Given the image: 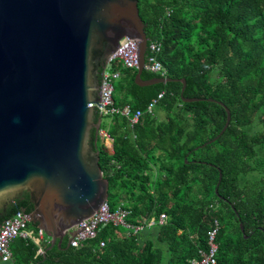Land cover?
I'll use <instances>...</instances> for the list:
<instances>
[{
    "label": "trees",
    "instance_id": "obj_1",
    "mask_svg": "<svg viewBox=\"0 0 264 264\" xmlns=\"http://www.w3.org/2000/svg\"><path fill=\"white\" fill-rule=\"evenodd\" d=\"M138 9L148 45L160 43L157 58L166 75L178 80L139 86L136 68L118 65L114 105H129L141 116L132 127L125 116H102L107 122L100 127L111 137L113 152L98 143L99 165L112 210L128 209L134 225L160 213L165 222L136 233L105 224L79 247L65 248L66 235L45 257L38 249L48 242L15 238L12 260L190 264L207 249V233L217 221L215 264H264V0H138ZM155 76L145 68L141 73L142 79ZM181 78L182 96L200 100H182ZM225 107V131L201 146L223 128ZM158 112L165 117L159 119ZM94 139L92 131L91 144ZM31 208L24 193L0 214V224Z\"/></svg>",
    "mask_w": 264,
    "mask_h": 264
},
{
    "label": "water",
    "instance_id": "obj_2",
    "mask_svg": "<svg viewBox=\"0 0 264 264\" xmlns=\"http://www.w3.org/2000/svg\"><path fill=\"white\" fill-rule=\"evenodd\" d=\"M131 38L137 85L178 80L141 78L149 39L138 0H0V214L26 193L31 210L16 212L48 237L44 257L66 235L69 248L72 228L108 198L96 145L100 72ZM179 80L182 96L186 81ZM225 110L223 128L201 146L225 131Z\"/></svg>",
    "mask_w": 264,
    "mask_h": 264
},
{
    "label": "built area",
    "instance_id": "obj_3",
    "mask_svg": "<svg viewBox=\"0 0 264 264\" xmlns=\"http://www.w3.org/2000/svg\"><path fill=\"white\" fill-rule=\"evenodd\" d=\"M160 43L151 42L148 45L150 54L146 56L144 68L152 73L158 74L160 77H165L166 70L162 63L158 60L157 54L160 50ZM120 68H137L138 54H137V40L135 38L129 39L127 42L118 47L112 54L109 55L105 66L100 75V116L106 115H122L129 119L133 125L137 123L141 116V111L136 110L131 112L129 105L116 106L114 105L113 92L116 80L120 76ZM162 93L158 95L161 97ZM155 100L147 106V111L151 112ZM99 137L107 140H112L109 134L100 129ZM129 211L122 206H118L112 210L107 200L94 212L90 217L77 223L72 230H77L76 235L72 238L70 246L79 247L85 240L94 238L97 235L100 227L105 224H112L115 226H124L128 231L136 233L145 227H150L155 223L163 224L166 220V215L161 213L157 220L150 219L147 222H142L136 225L130 224L127 220ZM29 218L26 214L16 212L3 220L0 224V260L8 264H15L12 260V251L10 244L15 238L32 239L35 243L41 244L44 240L45 234L42 230H34L30 227ZM218 223L215 221L214 228L207 233V249L199 251V257L190 260V264H215L218 244L215 241ZM103 242L100 243L102 247ZM38 253H43V248L40 246Z\"/></svg>",
    "mask_w": 264,
    "mask_h": 264
},
{
    "label": "crops",
    "instance_id": "obj_4",
    "mask_svg": "<svg viewBox=\"0 0 264 264\" xmlns=\"http://www.w3.org/2000/svg\"><path fill=\"white\" fill-rule=\"evenodd\" d=\"M152 112V111H151ZM157 117L159 118V119H163L164 117H165V115H164V113L163 112H158L157 113ZM129 120V119H128ZM129 124H130V126L132 127L133 125L130 123V121H129ZM102 129V128H101ZM103 130H105V129H103ZM106 131V130H105ZM103 144L105 147H106V149L108 150V152L109 153H112L113 152V143H112V140H107V139H105V141L103 140V138L101 137H98V140H97V142H96V145L97 144ZM128 210V209H127ZM129 211V210H128ZM129 214H130V211H129ZM161 214V213H160ZM159 214V215H160ZM165 214V213H164ZM166 215V214H165ZM158 218V217H157ZM157 218H154V217H152V218H150V219H155V220H157ZM150 219H148L147 221H149ZM147 221H144V222H147ZM129 222V221H128ZM130 223V222H129ZM141 223V222H140ZM31 224V223H30ZM131 224V223H130ZM134 225V224H133ZM154 225V224H153ZM152 225V226H153ZM31 227V226H30ZM31 229H33L32 227H31ZM43 242H48L49 243V239H48V237L47 236H44V240H43ZM0 262H2L1 260H0ZM4 264H8V263H6V262H3Z\"/></svg>",
    "mask_w": 264,
    "mask_h": 264
},
{
    "label": "rangeland",
    "instance_id": "obj_5",
    "mask_svg": "<svg viewBox=\"0 0 264 264\" xmlns=\"http://www.w3.org/2000/svg\"><path fill=\"white\" fill-rule=\"evenodd\" d=\"M115 84H116V82H115ZM105 122H107V117H102V123H101V125L104 124ZM103 140L105 141V139H103ZM0 264H4V263L3 262H0Z\"/></svg>",
    "mask_w": 264,
    "mask_h": 264
}]
</instances>
